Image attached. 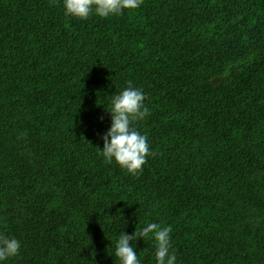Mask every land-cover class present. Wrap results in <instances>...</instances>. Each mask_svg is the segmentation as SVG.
I'll return each mask as SVG.
<instances>
[{
    "label": "trees",
    "instance_id": "obj_1",
    "mask_svg": "<svg viewBox=\"0 0 264 264\" xmlns=\"http://www.w3.org/2000/svg\"><path fill=\"white\" fill-rule=\"evenodd\" d=\"M128 81L155 153L136 174L97 150ZM138 221L172 226L177 264H264V0L87 20L0 0V232L22 244L7 264H120ZM154 250L136 242L142 264Z\"/></svg>",
    "mask_w": 264,
    "mask_h": 264
},
{
    "label": "clouds",
    "instance_id": "obj_2",
    "mask_svg": "<svg viewBox=\"0 0 264 264\" xmlns=\"http://www.w3.org/2000/svg\"><path fill=\"white\" fill-rule=\"evenodd\" d=\"M66 16H74L87 20L96 14L102 18L117 16L124 10H135L141 7L143 0H62ZM147 94L140 87L133 86L132 81L127 87L111 96V126L103 134V147L97 148L106 163L115 161L121 168L132 174L142 170L150 155H155L149 143V137L142 133L136 122L146 119L151 109L145 103ZM129 234L120 232L115 242L114 255L120 264H142L135 251L136 242L151 238L154 241L155 264H177L175 251L172 249V226L162 223L147 222ZM131 242V243H130ZM21 241L14 235L0 232V264H7L10 258L20 253Z\"/></svg>",
    "mask_w": 264,
    "mask_h": 264
}]
</instances>
